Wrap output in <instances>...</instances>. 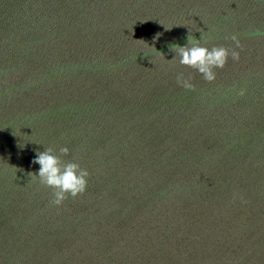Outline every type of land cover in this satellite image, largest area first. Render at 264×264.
<instances>
[{
  "label": "water",
  "instance_id": "water-1",
  "mask_svg": "<svg viewBox=\"0 0 264 264\" xmlns=\"http://www.w3.org/2000/svg\"><path fill=\"white\" fill-rule=\"evenodd\" d=\"M257 33L264 0H0V264H264ZM188 36L239 61L207 82ZM49 147L90 173L61 206Z\"/></svg>",
  "mask_w": 264,
  "mask_h": 264
},
{
  "label": "clouds",
  "instance_id": "clouds-1",
  "mask_svg": "<svg viewBox=\"0 0 264 264\" xmlns=\"http://www.w3.org/2000/svg\"><path fill=\"white\" fill-rule=\"evenodd\" d=\"M257 34L264 35V33ZM231 40L236 42L238 48L241 47L236 35H232ZM171 49H174L173 51L176 53L173 59L178 57L182 66L194 69L207 82L215 81L214 69H223L229 55L234 61H239L240 58L239 52L235 50H232L231 53L224 47H212L209 50V48L201 46L200 40L189 36L185 46L171 45ZM177 84L185 90H195L191 78L185 79L182 74L177 76ZM239 95H245V90H241ZM60 154L69 155V149L67 147L60 148ZM32 163L40 166L39 172L38 174L30 172L28 175L38 178L41 185L53 189V199L51 200L53 205L61 206L69 196L75 199L86 192L90 176L89 171L82 168L79 163L67 162L62 164L60 158L54 154L53 148L49 147L43 152H37Z\"/></svg>",
  "mask_w": 264,
  "mask_h": 264
}]
</instances>
